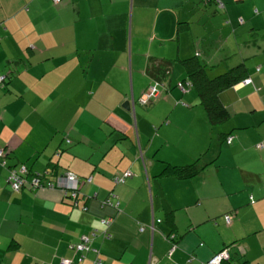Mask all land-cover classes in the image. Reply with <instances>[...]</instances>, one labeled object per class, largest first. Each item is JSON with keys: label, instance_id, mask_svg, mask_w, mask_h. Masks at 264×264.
Wrapping results in <instances>:
<instances>
[{"label": "crops", "instance_id": "obj_1", "mask_svg": "<svg viewBox=\"0 0 264 264\" xmlns=\"http://www.w3.org/2000/svg\"><path fill=\"white\" fill-rule=\"evenodd\" d=\"M205 2L0 0V147L8 166L28 171L13 191L0 166V264H80L71 244L94 229L101 264H206L224 249L223 264H264V0ZM206 37L218 42L213 58L233 55L229 66L243 62L252 78L220 93L229 117L211 124L193 88L175 87V73L185 76L177 61L142 105L156 83L149 61L211 49ZM184 111L203 129L194 148L184 149ZM200 156L208 164L198 175L163 173ZM63 171L90 178L77 205L29 186L34 174Z\"/></svg>", "mask_w": 264, "mask_h": 264}, {"label": "trees", "instance_id": "obj_2", "mask_svg": "<svg viewBox=\"0 0 264 264\" xmlns=\"http://www.w3.org/2000/svg\"><path fill=\"white\" fill-rule=\"evenodd\" d=\"M205 3L208 5L214 4L216 6V10L225 9L222 0H206ZM198 16L201 18V14ZM181 28H184V24L178 23L177 29ZM200 55H202V52L198 49L195 55L181 60L167 58L150 60L148 66L146 67V73L153 77L155 82L165 84L166 86L168 85L166 80L170 77L173 67L176 64L175 61H177L185 76L176 81L175 87L182 93H186L191 88H195L200 103L205 109L208 121L214 125L225 121L229 117L228 110L220 100V93L232 86H235L236 84L243 83L245 79H249V82L244 85L253 84V82L252 78L248 74V69L243 62L228 68L226 71L213 78H209L206 73V60L199 58ZM257 70H259L258 67ZM178 83L183 84L184 91L177 86ZM201 161L202 156L194 159L191 163L184 166L168 164L164 168L163 173L172 174L178 178H190L201 173L204 167L208 164L201 163ZM224 261L225 260L221 261L220 264H223Z\"/></svg>", "mask_w": 264, "mask_h": 264}, {"label": "built area", "instance_id": "obj_3", "mask_svg": "<svg viewBox=\"0 0 264 264\" xmlns=\"http://www.w3.org/2000/svg\"><path fill=\"white\" fill-rule=\"evenodd\" d=\"M5 75L0 72V84L5 82ZM249 82V79H245L243 84ZM164 86V84L156 82L154 84L149 85L144 93L141 95L139 102L142 105L147 104L148 102L152 101L155 98H158L160 95L159 87ZM177 86L184 91V86L181 83H178ZM226 142L231 144L233 141V136L231 134L226 136ZM258 147H262V143L258 144ZM0 166L6 167L8 170L7 175V182L10 188L13 191H19L25 185L27 181L26 176L28 174L27 168L25 165L20 164L19 166H8L6 161V151L5 149L0 147ZM132 175L130 170L123 172L122 174H117L113 177L115 183H123L128 177ZM81 182H90V178L81 179L75 173L71 171H63L59 174H56L54 178L47 179V173H37L31 176L29 181V186L33 189L38 188H48V189H59L63 192L64 197H67L72 200L73 205H77V198L80 194V185ZM251 201L253 198L250 197ZM108 203L109 200H108ZM82 209H85V206H82ZM225 221L227 223L230 222V215L225 214L224 216ZM159 221V220H157ZM112 218L111 217H104L100 220V223L103 225V229L101 233L104 238H109L110 233L108 232L107 228L111 224ZM152 229V226H150ZM143 229V227H141ZM96 234V229H94L90 235L81 234L78 241L71 244V248L78 254L77 261L81 263L85 259V255L87 252L94 253L93 258L91 259V264H101L102 259L100 256V251L97 248L91 247V239L92 236ZM171 238L173 236L171 235ZM228 257L227 250H221L220 252L214 254L209 260H207L206 264H220L221 261ZM70 260H63L62 264H69Z\"/></svg>", "mask_w": 264, "mask_h": 264}, {"label": "rangeland", "instance_id": "obj_4", "mask_svg": "<svg viewBox=\"0 0 264 264\" xmlns=\"http://www.w3.org/2000/svg\"><path fill=\"white\" fill-rule=\"evenodd\" d=\"M210 7H211V9H214V4H211ZM206 28H207V26H206ZM206 30H207V32H210V33L212 31L211 28H207ZM207 44H210L209 47H211V49L207 48L206 50L202 51V47L199 46L200 50L202 52V55H200L199 58L205 59L209 65H213L211 68H206L207 76L209 78H213L216 75L223 73L228 68L227 66L234 64V62L231 60L233 58V55L230 56L228 59L222 58L221 60H219V57H218L219 54L216 53L214 58H213L212 52L215 51L216 48L218 47V42H216V39H212L211 37H208V38L206 37V42L204 45H207ZM154 47H156V44ZM157 47H160V45H158ZM188 55H190V54H188V52H187L186 56H184V57H189ZM229 67H231V66H229ZM176 75H178V74L175 73V76L172 77L174 84L179 79L178 76H176ZM193 92L197 94V91L195 88H193ZM192 116L193 115H186V113L184 111V149L188 148L189 145L193 146V148H194L195 142H194L193 137L196 134H197V137L195 138V140L197 139V141H201V139H203L202 138L203 129L201 128V126H199L202 133L197 131V129H196L197 124L195 122H193ZM186 160H188V159H186Z\"/></svg>", "mask_w": 264, "mask_h": 264}, {"label": "water", "instance_id": "obj_5", "mask_svg": "<svg viewBox=\"0 0 264 264\" xmlns=\"http://www.w3.org/2000/svg\"><path fill=\"white\" fill-rule=\"evenodd\" d=\"M127 110H133V102L131 100H125L122 104Z\"/></svg>", "mask_w": 264, "mask_h": 264}]
</instances>
